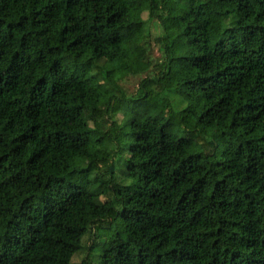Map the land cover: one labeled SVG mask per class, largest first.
<instances>
[{
	"label": "trees",
	"instance_id": "16d2710c",
	"mask_svg": "<svg viewBox=\"0 0 264 264\" xmlns=\"http://www.w3.org/2000/svg\"><path fill=\"white\" fill-rule=\"evenodd\" d=\"M86 235L82 264H264V0H0V264Z\"/></svg>",
	"mask_w": 264,
	"mask_h": 264
},
{
	"label": "rangeland",
	"instance_id": "374dc122",
	"mask_svg": "<svg viewBox=\"0 0 264 264\" xmlns=\"http://www.w3.org/2000/svg\"><path fill=\"white\" fill-rule=\"evenodd\" d=\"M148 15L149 13L147 11L137 14L134 16V22L138 24L141 30L148 28L149 30V40H150V48H151V55L153 57H157L159 54L158 51V45L155 43V37L157 36L158 32L156 31V28L154 27V24L148 21ZM162 20H165V17H161ZM144 79V74L140 75H129L125 78H123L122 81H120V85L126 89V91L130 94L134 93L135 90L138 88L140 82ZM82 163H84V159H80ZM117 181L119 183H125L126 179L124 178L123 173H120V171L116 175ZM82 249L77 252L73 258L72 263L73 264H82L83 258L88 255L87 247L89 245V235L84 236L82 240Z\"/></svg>",
	"mask_w": 264,
	"mask_h": 264
}]
</instances>
